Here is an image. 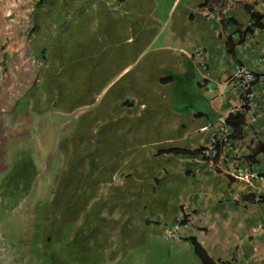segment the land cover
<instances>
[{
	"label": "crops",
	"instance_id": "obj_1",
	"mask_svg": "<svg viewBox=\"0 0 264 264\" xmlns=\"http://www.w3.org/2000/svg\"><path fill=\"white\" fill-rule=\"evenodd\" d=\"M249 8L264 13V0H0V109L63 122L71 156L48 160L64 166L55 176L72 166L70 195L84 200L78 264H203L191 237L220 264H264V82L225 156L162 152L208 148L240 108L237 66L264 73ZM14 63L39 68L36 80L10 77ZM183 216L182 239H169Z\"/></svg>",
	"mask_w": 264,
	"mask_h": 264
},
{
	"label": "rangeland",
	"instance_id": "obj_2",
	"mask_svg": "<svg viewBox=\"0 0 264 264\" xmlns=\"http://www.w3.org/2000/svg\"><path fill=\"white\" fill-rule=\"evenodd\" d=\"M38 69L31 72L14 63L5 70L10 77L20 72L23 79L34 81ZM0 112V264H78L80 251L74 242L83 234L79 208L84 200L70 195L78 192L70 185L72 166H67L62 177L58 173L55 176L52 170L64 166L49 164L48 160L71 156L72 149H61L58 143L63 122L58 124V118L33 120L28 104L14 115L5 114L4 109ZM22 120V130L13 131L14 123ZM73 179L76 184L80 181L78 176ZM85 235L91 234L87 230Z\"/></svg>",
	"mask_w": 264,
	"mask_h": 264
},
{
	"label": "built area",
	"instance_id": "obj_3",
	"mask_svg": "<svg viewBox=\"0 0 264 264\" xmlns=\"http://www.w3.org/2000/svg\"><path fill=\"white\" fill-rule=\"evenodd\" d=\"M195 55L199 58L201 68L208 71L207 52L204 49H198ZM228 82L241 89L242 94L239 111L243 112L246 117L247 114L253 111L256 95L255 86L258 83L264 82V73H257L245 65H239L237 66L234 75L228 79ZM207 85L208 90L213 91L210 84ZM232 132L233 128L227 123V117H220L213 133L211 144L208 148H206L203 155L211 159L217 156H225V154H223L225 152L224 149L230 145L233 140L231 138ZM236 175L239 178H255L257 176L252 172L244 175L240 169L237 170ZM184 218L185 216L179 218L177 221L165 228V233L169 239L174 241H180L182 239V227L185 225L182 224V220Z\"/></svg>",
	"mask_w": 264,
	"mask_h": 264
},
{
	"label": "trees",
	"instance_id": "obj_4",
	"mask_svg": "<svg viewBox=\"0 0 264 264\" xmlns=\"http://www.w3.org/2000/svg\"><path fill=\"white\" fill-rule=\"evenodd\" d=\"M249 12L251 13V19H252V23L250 26H248L245 29V33L244 35H247L249 33H252L254 31V28H263L264 27V13H260L257 11H253L249 8ZM229 50L231 51V53L234 55V49L233 47H229ZM227 123L232 126L233 128V132L231 134V138L232 139H239L242 138L244 136V126L246 123V117L245 114L241 111H236V112H232L228 115L227 117ZM206 150V148H201V149H195V150H190V149H184V148H170L167 150H163L162 152L164 153H175V154H197V153H204V151ZM161 152V153H162ZM206 159L208 160H212L213 162H216L217 157L215 158H209L206 157ZM257 199V198H256ZM262 200H264V198H260ZM259 200V197H258ZM187 216H185V218L182 220V224H186L187 223ZM191 243L194 246V250L195 253L197 254V256L201 259V261L203 262V264H220L219 262L215 261L207 252V250L204 248V246L197 240L196 237H191L190 238ZM222 264H229L227 262H221Z\"/></svg>",
	"mask_w": 264,
	"mask_h": 264
}]
</instances>
